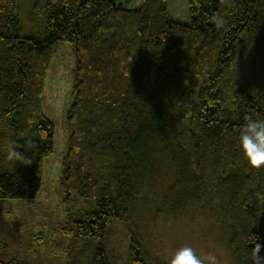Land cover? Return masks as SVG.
Here are the masks:
<instances>
[{"label": "trees", "instance_id": "obj_1", "mask_svg": "<svg viewBox=\"0 0 264 264\" xmlns=\"http://www.w3.org/2000/svg\"><path fill=\"white\" fill-rule=\"evenodd\" d=\"M30 8L25 23L18 0H0V200L41 190L54 150L43 84L64 42L76 57L61 182L76 237L70 263L111 264L106 241L117 219L131 264H169L147 249L132 215L138 186L166 153L177 173L157 214L202 217L224 232L234 264H264L253 256L264 245V167L237 148L246 118L264 119V0H187L182 21L168 0L137 8L31 0ZM0 264L26 262L0 252Z\"/></svg>", "mask_w": 264, "mask_h": 264}, {"label": "rangeland", "instance_id": "obj_2", "mask_svg": "<svg viewBox=\"0 0 264 264\" xmlns=\"http://www.w3.org/2000/svg\"><path fill=\"white\" fill-rule=\"evenodd\" d=\"M119 1L126 8H137L142 2ZM30 3L31 0H18L19 12L25 23H28ZM168 10L174 19L185 20L187 0H168ZM75 79L73 47L60 42L52 56L42 91L43 112L54 125V150L45 158L43 185L35 199L0 200V245H4L0 252L5 259L13 258L26 264H71L76 237L66 227L70 226L69 208L61 182L69 136L66 119L73 101ZM242 84L245 86V80ZM167 155L162 153L154 158L155 167L152 166L149 176L143 177L132 208L134 222L147 249L169 261L172 252L187 245L193 247L198 255L214 253L217 264H234L223 241L224 232H218L204 218L163 214L162 211L157 214L162 197L177 173ZM107 236L106 248L111 264H131L127 253L129 234L124 224L112 219Z\"/></svg>", "mask_w": 264, "mask_h": 264}, {"label": "clouds", "instance_id": "obj_3", "mask_svg": "<svg viewBox=\"0 0 264 264\" xmlns=\"http://www.w3.org/2000/svg\"><path fill=\"white\" fill-rule=\"evenodd\" d=\"M212 22L218 30L225 28L227 23L219 14L212 17ZM237 148L251 167H264V119L246 118L237 138ZM262 247L264 245L259 242L255 245L253 256L256 260L264 259L259 255ZM169 264H217V257L212 252L198 255L193 247L186 245L172 252Z\"/></svg>", "mask_w": 264, "mask_h": 264}]
</instances>
